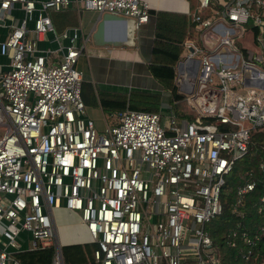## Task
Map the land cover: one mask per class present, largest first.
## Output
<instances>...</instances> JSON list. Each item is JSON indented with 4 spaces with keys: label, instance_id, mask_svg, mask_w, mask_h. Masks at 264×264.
Returning a JSON list of instances; mask_svg holds the SVG:
<instances>
[{
    "label": "built area",
    "instance_id": "2783aa9c",
    "mask_svg": "<svg viewBox=\"0 0 264 264\" xmlns=\"http://www.w3.org/2000/svg\"><path fill=\"white\" fill-rule=\"evenodd\" d=\"M13 3L23 15L0 40V264L46 245L50 264H68L55 240L58 207L77 216L83 242L96 243V264H216L204 224L221 209L224 175L250 130L264 123V0H195L184 11L194 33L182 40L173 79L190 118L165 102L125 107L115 123L102 117L101 129L79 93L80 25L56 33L48 11L93 9L136 27L149 17L146 1L0 0V8ZM47 32L55 49L37 46ZM252 184L236 186L235 203Z\"/></svg>",
    "mask_w": 264,
    "mask_h": 264
},
{
    "label": "trees",
    "instance_id": "16d2710c",
    "mask_svg": "<svg viewBox=\"0 0 264 264\" xmlns=\"http://www.w3.org/2000/svg\"><path fill=\"white\" fill-rule=\"evenodd\" d=\"M193 5L194 0H190L191 8ZM73 10L74 8L62 7L57 9V13ZM148 13L154 19L146 68L152 78L161 85L162 91L167 93V99L170 100L174 112L190 118L191 113L187 112L181 100L182 94L177 91L173 82V65L181 50L183 38L193 31V23L184 11L149 9ZM254 31L252 28L253 33ZM84 83L81 80L79 88L82 100L85 96L82 87ZM135 91L144 96L156 95V101H159V94L137 90L129 91L126 98L124 93L98 91L97 101L100 107L108 112L118 111L125 106L149 111L156 109V101V104H149V101L132 99L131 94ZM245 180H251L252 187L243 192L239 202L235 203L236 186ZM261 195L264 196V123L250 130L246 150L234 159L230 170L224 175L219 193L221 209L204 225L210 246L215 252L216 264H258L264 253V201L259 200ZM242 233L249 238V243L243 241ZM94 247L96 243L93 242H75L61 244L59 250L63 261L68 264H96L91 257ZM52 252L53 245H46L18 251L14 255L19 264H50Z\"/></svg>",
    "mask_w": 264,
    "mask_h": 264
},
{
    "label": "crops",
    "instance_id": "0c3cea01",
    "mask_svg": "<svg viewBox=\"0 0 264 264\" xmlns=\"http://www.w3.org/2000/svg\"><path fill=\"white\" fill-rule=\"evenodd\" d=\"M36 1V0H34ZM148 4V10L153 9H165V10H174V11H183L184 9L191 11L195 5L191 8L190 0H145ZM184 6V7H183ZM68 8H72L69 6ZM84 11H93L94 18L86 26L85 31L82 32L83 40V52L78 55L76 60V67L82 73V81H84V85L82 86L85 90L83 103H88V99L92 92L95 93V97L97 100L98 91H107L110 93H124L125 96L128 95L129 91L137 90L141 92H150L159 94V100L166 96L167 93L162 91L161 85L152 78L148 69L146 68L147 61L150 56V45L152 40L153 33V16L149 14L147 20L143 23H140L135 27L133 42L131 44H123V45H110V44H102L96 45L92 42L90 37V32L92 31L95 24V16L97 12L93 9H80L78 12L73 10V14H77V24L80 25L81 22L78 17L80 12ZM185 11V10H184ZM4 13L8 14V17H2V22L0 23V40L4 38L7 33L10 24L18 21L22 15L23 11L20 9L18 3H13L10 8L4 10ZM49 14V11H48ZM187 15V14H186ZM32 26V21L28 20L26 22V27L30 28ZM74 26L73 24H66L64 27ZM63 27V28H64ZM192 33H194L192 31ZM188 36V35H187ZM185 36V37H187ZM183 38V40L185 39ZM79 40V39H78ZM63 41H60V44ZM182 43V42H181ZM37 46L39 48H49L55 49L57 46L56 41L52 38L51 33L47 32L46 36L37 41ZM183 49L181 44V50ZM181 50L178 54L177 60H179L182 56H180ZM184 53V49H183ZM183 55V54H182ZM55 58V57H54ZM176 60V61H177ZM175 61V63H176ZM6 57L4 55H0V69L6 68ZM175 63L173 67L175 66ZM174 78V76H173ZM174 82V79H173ZM166 101L159 102V105L155 110H158L159 106L163 105ZM98 104V101H97ZM87 106L85 105V108ZM99 110L103 113V109L98 104ZM126 107V106H125ZM125 107L115 111V113L121 111ZM128 108V107H127ZM86 113L89 115V111L86 110ZM112 111L108 112V115L112 116ZM104 117V115H101ZM66 214H74L69 213V211L65 210L62 207H58L53 211V222L54 226H64L65 221L64 218L60 215ZM74 225H78V232L74 230H70L68 234L65 232L64 241L61 243H75L81 242L83 235V228L78 223L77 216L74 214ZM83 242V241H82Z\"/></svg>",
    "mask_w": 264,
    "mask_h": 264
},
{
    "label": "rangeland",
    "instance_id": "374dc122",
    "mask_svg": "<svg viewBox=\"0 0 264 264\" xmlns=\"http://www.w3.org/2000/svg\"><path fill=\"white\" fill-rule=\"evenodd\" d=\"M184 7V6H183ZM63 8H67L66 6ZM186 10V9H184ZM183 10V11H184ZM8 17L7 13H4L3 17ZM49 16L51 17V21H52V25L53 23L55 25H53V29L56 33H58L66 24H73V25H77V14H73L72 12H67V13H57V10H49ZM80 22H81V29L84 32L86 29V26L91 23V21L94 18V12L93 11H82L79 13L78 15ZM56 26V27H55ZM193 33H191L190 35H192ZM235 45L237 46V48L241 47V42L237 39H235ZM183 54V49L181 50L180 56H182ZM51 56H53L51 54ZM54 58V56H53ZM75 67H76V63H75ZM127 97V95L125 96V98ZM131 98H137L138 101L142 102V100L145 101H149V104H156L157 102V106L159 105V102H170L169 99H167V96H163L159 101H156L158 99V97H156V95H148V96H144L141 95L139 93H137L135 91V93L131 94ZM88 103H85L84 105H86L87 107L85 108V110L89 111V116L92 118L94 125L97 129H101L103 126V121H102V114L104 115L106 121L108 124H112L116 122V113L115 111H112V116L108 115V110L107 109H103V113L100 112L98 104H97V100L95 97V93L92 92L90 94V97L88 99ZM156 101V102H154ZM183 103L185 101H182ZM184 105L186 106L187 104L184 103ZM2 130H0L1 133ZM61 217L64 218L65 224L64 226H58L55 225V240L61 245L64 243H61L62 241H64V233L67 232L68 234L70 233V230H74L76 232H78V225H74L73 221H74V214H66L63 213V215H60ZM205 225V224H204ZM205 229V228H204ZM52 243L54 242V237H52ZM90 243V242H87ZM89 245V244H88Z\"/></svg>",
    "mask_w": 264,
    "mask_h": 264
},
{
    "label": "water",
    "instance_id": "95a60500",
    "mask_svg": "<svg viewBox=\"0 0 264 264\" xmlns=\"http://www.w3.org/2000/svg\"><path fill=\"white\" fill-rule=\"evenodd\" d=\"M4 10L0 8V23L2 22ZM95 24L90 32L91 40L96 45L110 44L123 45L131 44L135 31V25L131 17L115 13L101 12L95 16ZM180 60L175 63L179 67ZM188 92V90H185ZM59 250V247L57 248Z\"/></svg>",
    "mask_w": 264,
    "mask_h": 264
}]
</instances>
